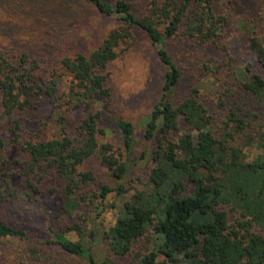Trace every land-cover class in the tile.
<instances>
[{"label":"trees","instance_id":"16d2710c","mask_svg":"<svg viewBox=\"0 0 264 264\" xmlns=\"http://www.w3.org/2000/svg\"><path fill=\"white\" fill-rule=\"evenodd\" d=\"M87 1L117 25L89 54L75 53L60 60L70 77L67 90L59 91L60 76L54 73L41 84L37 60L27 54L11 59L0 53V117L13 136L12 143L16 144L20 127L16 113L33 107L42 97L52 107L55 122L61 124L57 137L23 143L28 171L40 166L44 172H55L62 182L60 207L67 215L88 201L97 211V223L113 206V223L102 230L113 254L125 255L135 242L150 235L153 245L136 264H158L159 257L161 264H264V44L248 37L262 74L251 73L241 80L233 71L226 74V64L209 69L220 104L229 100L225 117L214 129L197 89L179 102L172 101L181 71L166 44L180 36L225 51L217 41L227 20L213 10V0H151L142 16L132 11L130 0ZM259 1L264 13V0ZM134 29L141 30L154 47L163 77L160 99L145 120L147 147L138 158L147 164L144 187L126 197L135 164L133 126L114 118L121 148L99 144L98 134L102 133L101 112L111 99L106 68L132 43ZM62 107L80 112L73 135L65 129L62 114H57ZM180 122L194 134L187 132L174 140ZM93 156L111 182L80 169ZM2 186L0 180V202ZM112 196L119 197L118 206L110 203ZM68 229L83 232L77 223ZM8 236L22 237V232L0 220V238ZM53 241L86 264H118L96 260L81 241L61 232H53Z\"/></svg>","mask_w":264,"mask_h":264},{"label":"rangeland","instance_id":"374dc122","mask_svg":"<svg viewBox=\"0 0 264 264\" xmlns=\"http://www.w3.org/2000/svg\"><path fill=\"white\" fill-rule=\"evenodd\" d=\"M105 1L114 3L116 0ZM150 1L130 0L132 11L138 16L144 15ZM212 6L217 14L226 16L227 25L217 41L225 51L213 44L199 45L180 36L167 40L166 44L181 71L172 101L179 102L197 89L216 129L225 117L229 100L226 98V103L220 104L217 82L212 79L209 69L226 64V74L233 71L241 80L251 73H263L249 48L248 37L255 36L264 44V13L259 0H213ZM116 25L113 18L99 13L87 0H0V53L11 59L23 53L36 59L41 84L45 85L54 73L60 76L61 92L67 90L70 77L61 68L60 60L75 53L89 54ZM105 73L111 99L101 112L99 128L102 133L98 134V143L121 148V135L114 118L132 124L135 164L126 186L128 197L135 189L144 187L147 164L138 158L147 147L143 137L145 120L161 96L163 66L147 36L134 29L132 43L119 51ZM53 113L45 97L33 107L16 113L20 122L16 144L12 143L13 136L0 117V138L3 139L0 147V180L3 184L0 220L22 232V237L0 238V264H86L85 259L56 245L53 232H61L72 241H81L96 260L136 264L138 257L153 245L150 235L135 242L125 255L113 254L102 237V230L113 223L116 212L113 206L106 209L97 223V211L88 201L81 209L67 215L60 207L62 182L55 172H44L40 166L31 172L26 168L28 157L21 150L23 143L59 136L61 124L55 122ZM58 113L65 119V129L73 135L80 112L62 107ZM179 126L172 139L187 132L194 134L185 124L180 122ZM80 169L90 170L98 179L111 182L96 156L88 159ZM90 199L94 201V198ZM109 201L118 206L120 200L112 196ZM72 223L82 226L81 235L68 229ZM93 231L97 232L94 234ZM161 261L162 257H159L158 264Z\"/></svg>","mask_w":264,"mask_h":264}]
</instances>
